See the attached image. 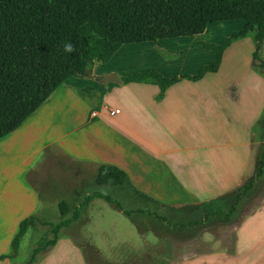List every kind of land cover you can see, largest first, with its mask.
<instances>
[{"label":"crops","instance_id":"crops-1","mask_svg":"<svg viewBox=\"0 0 264 264\" xmlns=\"http://www.w3.org/2000/svg\"><path fill=\"white\" fill-rule=\"evenodd\" d=\"M243 26L242 21L215 22L201 34L158 40L167 51L177 52L173 56L162 55L154 42L124 44L107 61L93 66L92 78L67 77L17 128L0 138V239L12 241L20 222L35 218L38 189H93L92 193L110 189L123 209L138 213L130 218L98 198L105 202L99 220L104 242L112 232L107 227L114 226L106 219L108 205L131 220L144 242L140 226L149 225L145 231L155 236V250L168 264L198 256H231L236 264H264V194L255 200L259 188L226 219L228 227L220 228L225 219L218 215L226 213L223 195L239 192L250 179L253 130L264 113V77L252 68V60L246 71L239 67L241 56L252 53L250 40L232 43L216 73H206L198 81L181 80L166 89L160 101L156 85L121 80L105 85L94 79L110 74L120 79L148 69L166 78L195 75L215 59L198 43H220ZM127 49L132 55L124 52L120 57ZM137 56V65L127 62ZM114 109L119 113L109 117ZM102 165L122 170L125 184L97 186L94 177ZM184 176L190 179L187 186L180 181ZM140 194L146 204L136 200ZM248 202L251 206H246ZM93 203L80 215L87 225L92 220L85 213ZM143 208L146 212L140 213ZM194 213L200 219L197 232L190 238L178 237L169 219ZM10 223L12 231L4 228ZM31 223L21 240L35 231ZM10 254L12 250L0 264H10ZM64 254L86 264L81 250L63 234L43 260L56 264L55 258Z\"/></svg>","mask_w":264,"mask_h":264},{"label":"trees","instance_id":"trees-1","mask_svg":"<svg viewBox=\"0 0 264 264\" xmlns=\"http://www.w3.org/2000/svg\"><path fill=\"white\" fill-rule=\"evenodd\" d=\"M224 21H242L244 26L218 44L199 42L203 49L214 53L215 59L201 66L195 75L166 78L148 69L120 77L123 83L156 85L157 101L181 80L198 81L206 73H216L224 51L248 37L253 41L251 60L257 63L254 70H264V0H0V138L17 128L67 77H84L87 69L107 61L122 45L154 42L163 55L172 56L175 53L158 45V40L201 34L209 24ZM65 42L72 43L75 51L64 53ZM263 166L264 145L257 160L258 180ZM258 180L246 179L239 192L223 195L228 205L226 213L218 215L233 217L242 199L259 188ZM125 182V173L110 165L100 166L94 177L97 186L120 187ZM111 195L94 192L72 213L67 204L60 202L62 221L52 226L51 239L36 247L25 264H33L39 254L52 249L61 230L76 222L81 209L95 198L104 199L130 218L138 213L123 209ZM136 198L147 202L141 194ZM32 220L20 222L11 242L12 255Z\"/></svg>","mask_w":264,"mask_h":264},{"label":"rangeland","instance_id":"rangeland-1","mask_svg":"<svg viewBox=\"0 0 264 264\" xmlns=\"http://www.w3.org/2000/svg\"><path fill=\"white\" fill-rule=\"evenodd\" d=\"M232 34V33H231ZM230 34V35H231ZM229 36V35H228ZM228 36L224 37L227 38ZM245 39H249L250 42L253 44L252 38L248 37ZM222 40V41H223ZM243 40V39H242ZM221 41V42H222ZM240 41V40H239ZM205 42V41H203ZM237 42V41H236ZM158 43V42H157ZM210 43V42H209ZM218 44V43H216ZM157 45V44H156ZM159 45V44H158ZM162 47V46H161ZM253 51V50H252ZM124 52H130L129 49L124 50L121 52V55ZM245 52V51H244ZM134 53V52H133ZM162 54V52H160ZM175 54L177 52H174ZM130 54V53H129ZM174 54V55H175ZM132 55V53L130 54ZM163 55V54H162ZM173 56V55H172ZM125 56H123L122 61H124ZM137 61L139 57H134L133 59L127 60L135 65L138 63ZM251 63V53L245 52L241 56V61L239 62L240 70H244L248 68V65ZM99 65V64H96ZM94 65V66H96ZM257 67V63L252 64V68ZM228 68H230L228 66ZM226 70V69H225ZM225 72V71H224ZM243 72V71H242ZM255 72L260 74L264 77V70L255 69ZM253 135V140L255 142L254 146H252V156H251V168L250 173L248 174L249 178L257 179V160L259 159L261 152L263 151L264 145V113L262 114L260 120L257 122L255 126ZM261 143V144H260ZM262 145V146H261ZM261 178H259V195L256 197L254 195L253 199L259 200L260 195L264 194V166L261 172ZM146 182V178L144 179ZM181 182L190 183V179L186 176L180 179ZM157 180L156 184L153 183L154 188L157 187ZM185 186V187H186ZM189 189V188H185ZM40 192L39 195V206L37 212L35 214V218L31 221L33 227L35 228L34 232L27 234L23 240H21L19 248L15 255L10 254V264H25L32 255L33 250L36 247L42 246L46 241L51 239V230L52 226L58 224L62 221V217L59 213V207L56 202L60 200L61 202L64 201L73 212V210L79 206L81 202H84L91 193L93 189H38ZM90 190V191H89ZM144 192H147V189H143ZM158 189H151V192L157 191ZM101 194L111 195L110 189H102L99 190ZM257 192V193H258ZM112 196V195H111ZM73 200H75L73 202ZM94 203L91 209L87 210L85 213L86 216H91L92 225H87L83 220L79 217V219L74 222L70 227L61 230V235H68L71 239L73 244H75L82 252L83 257L86 261V264H168L166 259H163L159 254L160 252L155 250L154 246L156 242L155 236L151 232H147L150 226H140V230L144 231L145 240L148 242H144L142 240L139 232L135 225L131 222L129 218L126 216L119 214L117 210L114 208H109L108 205V213H107V220L114 224L113 227H107L108 233L111 231V235L109 239L104 237V241H102V237L100 234V213L101 212V205H104V200L101 199H93ZM252 201V199H251ZM255 201V202H256ZM143 204H146V201H141ZM253 202V201H252ZM149 204V203H148ZM246 206H251V203L248 202ZM83 207L82 209H84ZM81 209V212H82ZM146 210V208H143ZM225 210V209H224ZM11 216H14V211H11ZM233 222L234 219H231ZM170 225L173 226L174 233H178V237L180 238H190L191 235L197 232V228H199L200 219L196 213L194 214H184L180 215L179 217H171L169 219ZM47 223L48 225H45ZM228 221L226 219L219 224L220 228L228 227ZM99 226V227H98ZM10 231L13 230L14 225L10 223V225L4 227ZM1 229V228H0ZM146 230V231H145ZM91 236V238L89 237ZM89 237V238H88ZM11 242H8L4 239H0V262H5L4 259L7 253L11 252ZM162 245V241L159 242ZM136 246L132 248V246ZM103 246H107L108 248H103ZM111 246V248H109ZM225 250V247H223ZM155 250V251H154ZM220 250H222L220 248ZM46 253H41L36 257V261L33 264H47L44 262L43 257L46 256ZM5 256V257H4ZM70 258V259H68ZM8 259V258H7ZM56 264H78L75 259H72L71 256L63 255L58 259L55 258ZM53 264V263H52ZM179 264H236L235 260L231 256H220L216 258H200L193 257L182 262Z\"/></svg>","mask_w":264,"mask_h":264},{"label":"water","instance_id":"water-1","mask_svg":"<svg viewBox=\"0 0 264 264\" xmlns=\"http://www.w3.org/2000/svg\"><path fill=\"white\" fill-rule=\"evenodd\" d=\"M84 77L92 78L90 69L86 70ZM94 79L98 83L105 84V85L110 83V82H115V83H119L120 82V79H119V77L116 74H110L108 76H102V77H94Z\"/></svg>","mask_w":264,"mask_h":264},{"label":"clouds","instance_id":"clouds-1","mask_svg":"<svg viewBox=\"0 0 264 264\" xmlns=\"http://www.w3.org/2000/svg\"><path fill=\"white\" fill-rule=\"evenodd\" d=\"M63 51L66 54H70L75 51V46L70 42H65L63 45Z\"/></svg>","mask_w":264,"mask_h":264},{"label":"built area","instance_id":"built-area-1","mask_svg":"<svg viewBox=\"0 0 264 264\" xmlns=\"http://www.w3.org/2000/svg\"><path fill=\"white\" fill-rule=\"evenodd\" d=\"M118 113H119V110L118 109L110 110L108 112V116L109 117H113V116L117 115ZM92 115H95V113H92Z\"/></svg>","mask_w":264,"mask_h":264}]
</instances>
